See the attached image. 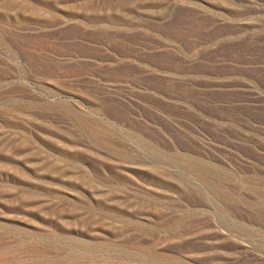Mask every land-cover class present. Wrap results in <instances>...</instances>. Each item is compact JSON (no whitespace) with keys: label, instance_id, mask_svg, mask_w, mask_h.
Segmentation results:
<instances>
[{"label":"rangeland","instance_id":"1","mask_svg":"<svg viewBox=\"0 0 264 264\" xmlns=\"http://www.w3.org/2000/svg\"><path fill=\"white\" fill-rule=\"evenodd\" d=\"M0 264H264V0H0Z\"/></svg>","mask_w":264,"mask_h":264}]
</instances>
